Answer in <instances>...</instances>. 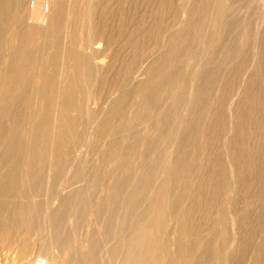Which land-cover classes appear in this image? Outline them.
Here are the masks:
<instances>
[{"label":"rangeland","instance_id":"374dc122","mask_svg":"<svg viewBox=\"0 0 264 264\" xmlns=\"http://www.w3.org/2000/svg\"><path fill=\"white\" fill-rule=\"evenodd\" d=\"M32 1L0 0V264H264V0Z\"/></svg>","mask_w":264,"mask_h":264},{"label":"bare ground","instance_id":"6f19581e","mask_svg":"<svg viewBox=\"0 0 264 264\" xmlns=\"http://www.w3.org/2000/svg\"><path fill=\"white\" fill-rule=\"evenodd\" d=\"M23 1V0H22ZM42 1H44V0H33L32 1V3H30V4H28V3H26V4H28V6H26V13H25V21H26V23L29 25V26H31V27H33V28H39V31H40V27L42 26V24H43V21L45 20V22H46V25L48 24V21L50 20V18H51V15H52V10L54 9V6H53V8L51 9V6H52V3H53V0H52V3H44V2H42ZM48 2V1H47ZM66 2H67V0H66ZM71 2H73V1H71ZM87 2V1H86ZM17 3V2H16ZM60 3H61V1H60ZM62 3H64L63 1H62ZM65 4V3H64ZM68 4H69V2H68ZM82 4V3H81ZM1 5V4H0ZM47 5V9H46V6ZM60 5V4H59ZM70 5V4H69ZM88 5H89V3H88ZM21 6H23V5H21ZM66 6V5H65ZM5 7V6H4ZM17 7V6H16ZM25 7V6H24ZM89 7V6H88ZM3 8V7H2ZM1 8V9H2ZM5 8H7V7H5ZM75 8V7H74ZM9 9H11V7H9ZM20 9V8H19ZM18 9V10H19ZM62 9V8H61ZM79 9H80V7H79ZM17 10V9H16ZM24 10V9H23ZM70 10V9H69ZM74 10V9H73ZM2 11V10H1ZM3 11H4V9H3ZM68 12V11H67ZM66 13V12H65ZM72 14L74 13L73 11L71 12ZM69 14V13H68ZM241 14V13H240ZM19 15V14H18ZM70 15V14H69ZM77 15V14H76ZM66 16H67V14H66ZM86 16V15H85ZM68 18H69V16H67ZM63 18V17H62ZM65 18V17H64ZM68 18H66V19H68ZM8 19V18H7ZM19 19V18H18ZM90 19V18H89ZM1 20V19H0ZM17 20V19H16ZM57 20H58V18H57ZM60 20V19H59ZM16 22V21H15ZM90 22V21H89ZM18 22H16V25L18 26V24H20V20H19V23L17 24ZM61 23V22H60ZM263 23V22H262ZM5 25V24H4ZM56 25V28H57V24H55ZM263 25V24H262ZM15 26V25H14ZM60 26V25H59ZM31 27H30V29H31ZM49 27V26H48ZM53 27H55V26H53ZM23 28V27H22ZM65 28H68V27H65ZM73 28V27H72ZM55 29V28H54ZM59 29V28H58ZM57 29V30H58ZM25 30V29H24ZM29 30V29H28ZM36 30V29H35ZM48 30V29H47ZM52 31V30H51ZM59 31H65V29L63 30V28H62V30H61V28H60V30ZM67 31V30H66ZM14 32H15V30H14ZM13 32V33H14ZM17 32V31H16ZM15 32V33H16ZM45 32V31H44ZM70 32V31H69ZM14 33V34H15ZM39 33V32H38ZM58 33V32H57ZM60 33V32H59ZM58 33V34H59ZM67 33V32H66ZM31 34V33H30ZM76 34V33H75ZM2 35V34H1ZM5 35V34H4ZM3 35V36H4ZM11 35H13V34H11ZM20 35V34H19ZM33 35V34H32ZM47 35V34H46ZM59 35H61V33L59 34ZM68 35H69V33H68ZM89 35H90V33H89ZM15 36V35H14ZM65 36V35H64ZM5 37V36H4ZM16 37H17V35H16ZM24 37V36H23ZM68 37V36H67ZM22 38V37H21ZM29 38H30V36H29ZM58 38V37H57ZM6 39V38H5ZM34 38H32L31 40H33ZM36 39V38H35ZM35 39H34V41H35ZM39 39H40V37H39ZM43 39V38H42ZM75 39H77V38H75ZM15 40H16V38H15ZM28 40V39H27ZM26 40V41H27ZM208 40V39H207ZM7 41H9V40H7ZM11 41V40H10ZM54 41H55V39H54ZM78 41H80L81 42V39L80 40H78ZM15 42V41H14ZM28 42V41H27ZM36 42H37V40H36ZM80 42H78V44L80 43ZM2 43H8V42H2ZM45 43V42H44ZM52 43V42H51ZM56 43V42H55ZM59 43V42H58ZM91 43H93V42H91ZM14 44V43H13ZM26 44V43H25ZM28 44H29V42H28ZM28 44L26 45V46H28ZM32 44V43H31ZM33 44H34V42H33ZM38 44H40V42L38 43ZM101 44V43H100ZM3 45V44H2ZM35 45V44H34ZM52 45H53V43H52ZM14 47L16 46V44L15 45H13ZM37 46V45H36ZM55 46V45H54ZM93 46V45H92ZM40 47H41V45H40ZM76 47H78V45H76ZM26 48V47H25ZM24 48V49H25ZM36 48V47H35ZM64 48H65V46H64ZM67 48V47H66ZM93 48H94V46H93ZM39 49H41V48H39ZM75 49H77V48H75ZM87 49H88V47H87ZM97 49V48H96ZM8 50V49H7ZM16 50V49H15ZM98 50V49H97ZM14 50H13V47H12V52H13ZM32 51V50H31ZM52 51H53V49H52ZM63 51H65V50H63ZM62 51V52H63ZM10 52V51H9ZM25 52V51H24ZM28 52V51H27ZM50 52V51H49ZM7 53V52H6ZM20 54H22L21 52H19ZM17 54V55H20V54ZM34 53V52H33ZM36 53H37V51H36ZM38 53H39V51H38ZM44 53V52H43ZM103 53H105V52H103ZM12 54V53H11ZM25 54V53H24ZM31 54H32V52H31ZM48 54V53H47ZM91 54V53H90ZM8 55V57H9V54H7ZM76 55V54H75ZM92 55L93 54H91V56L90 57H92ZM21 56H23L24 57V55H21ZM29 56V55H28ZM34 56V55H33ZM37 56H38V54H37ZM94 56V55H93ZM14 57V56H13ZM19 57V56H18ZM17 57V58H18ZM20 59H21V57H19ZM33 58H36V57H33ZM55 58V57H54ZM20 59H18V60H20ZM25 59V58H24ZM28 59V58H27ZM42 59V58H41ZM5 60V59H4ZM4 60H3V62H4ZM8 60L9 59H7V62H8ZM17 60V59H16ZM33 60H35V59H33ZM62 60H63V56H62ZM61 60V61H62ZM26 61V60H25ZM25 61H23L22 63H24ZM104 61V60H103ZM35 62V61H34ZM38 62H40V61H38ZM37 62V63H38ZM60 63V62H59ZM72 63H75V62H72ZM96 63V62H95ZM9 64V63H8ZM17 64H18V61H17ZM88 64V63H87ZM7 65V64H6ZM20 65V64H19ZM18 65V66H19ZM26 65V64H25ZM37 65V64H36ZM70 65V64H69ZM40 66V65H39ZM61 66H63L62 65V62H61ZM88 66H89V64H88ZM38 67V66H37ZM144 67V66H143ZM14 68V67H13ZM24 68V67H23ZM76 68V67H75ZM32 69H33V67H32ZM32 69H31V71H32ZM85 69V68H84ZM89 69H90V66H89ZM100 69V68H99ZM24 70V69H23ZM29 70V69H28ZM36 70V69H35ZM47 70H48V68H47ZM62 70V69H61ZM96 70V69H95ZM98 70V69H97ZM6 71H8V70H6ZM78 71V70H77ZM89 71H91V70H89ZM25 72V71H24ZM30 72V71H29ZM43 72V71H42ZM23 73V72H22ZM76 73V72H75ZM88 74L90 75V73L88 72ZM92 74V73H91ZM16 75V74H15ZM25 75V74H24ZM85 75V74H84ZM18 76V75H17ZM28 76H29V74H28ZM33 76V75H32ZM37 76V75H36ZM62 76V75H61ZM86 76V75H85ZM94 76V75H93ZM99 76V75H98ZM6 77H7V75H6ZM9 77H11V76H9ZM24 77V76H23ZM23 77H22V79H23ZM26 77V76H25ZM64 77V76H63ZM101 77V76H100ZM34 78V77H33ZM58 78V77H57ZM60 78V77H59ZM74 78H76V77H74ZM97 78V77H96ZM13 79V78H12ZM102 79V78H101ZM9 80V79H8ZM16 80V79H15ZM99 80V79H98ZM196 80V79H195ZM24 81V80H23ZM8 82H10V81H8ZM13 82V81H12ZM29 82H31V81H29ZM86 82V81H85ZM11 83V82H10ZM21 83H23V82H21ZM24 83H26V82H24ZM86 83H88V82H86ZM85 83V84H86ZM17 84H18V82H17ZM17 84H16V86H17ZM30 84V83H29ZM4 85H5V83H4ZM22 85V84H21ZM20 85V86H21ZM8 86V85H7ZM11 86V85H10ZM19 86V85H18ZM88 86V85H87ZM14 86H12V88H13ZM22 87V86H21ZM21 87H19V88H21ZM90 87V86H89ZM17 88V87H16ZM19 88H17L18 89V91L17 92H19L20 90H19ZM23 88H24V86H23ZM8 89V88H7ZM30 89H31V87H30ZM55 89V88H54ZM4 90V89H3ZM12 90V89H11ZM23 90V89H22ZM60 90V89H59ZM13 91V90H12ZM41 91V90H40ZM39 91V92H40ZM57 92H61V91H58L57 90ZM71 92V91H70ZM86 92V91H85ZM90 92H91V90H90ZM10 93V92H9ZM53 93V92H52ZM92 93V92H91ZM32 94V93H31ZM55 94H57V93H55ZM81 94V93H80ZM90 94V93H89ZM5 95V94H4ZM26 96V95H25ZM36 96V95H35ZM81 96V95H80ZM15 97V96H14ZM89 98V97H88ZM65 100V99H64ZM105 107V106H104ZM27 111V110H26ZM90 136V135H89ZM89 142V141H88ZM86 145V144H85ZM88 145V144H87ZM261 155V154H260ZM239 163V162H238ZM83 181V180H82ZM157 185V184H156ZM88 190V189H87ZM57 199V198H56ZM23 206L21 205V208H22ZM20 208V209H21ZM20 213V212H19ZM263 214V213H262ZM23 215V214H22ZM18 217H21V216H19L18 215ZM23 217V216H22ZM21 217V218H22ZM23 220V219H22ZM8 221V220H7ZM151 222V221H150ZM22 224H23V221H22ZM50 224H52V223H50ZM153 224V223H152ZM24 225V224H23ZM13 226V225H12ZM147 226V225H146ZM153 226H155V225H153ZM152 226V227H153ZM157 226V225H156ZM156 226L155 227H153V228H155V230H156ZM171 226V225H170ZM24 227V226H23ZM145 227V226H144ZM148 227V226H147ZM149 227H151V226H149ZM25 228H26V225H25ZM50 228H52L51 227V225H50V227H49V229ZM19 229V228H18ZM48 229V230H49ZM53 229H55V228H53ZM139 229H140V227H139ZM148 229V228H147ZM147 229H145V230H147ZM145 230H140L139 231V234H138V242L141 244V247L142 246H144V245H142V242L141 241H143V238H144V236H145V234H147L146 232H145ZM154 230V229H153ZM155 230H154V232H155ZM14 231V230H13ZM23 231V230H22ZM22 231H20V232H22ZM51 231V230H50ZM151 231V230H150ZM38 232V231H37ZM17 233H19V232H17ZM41 233H43V232H41ZM50 233H52V232H50ZM153 233V232H152ZM152 233H150V234H152ZM10 234V233H9ZM8 234V235H9ZM19 234H21V233H19ZM35 234H37V233H35ZM39 234V233H38ZM38 234H37V237H38ZM149 234V235H150ZM26 235V237H27V234H25ZM44 235V234H43ZM55 235V234H54ZM21 236H24V234L22 235L21 234ZM46 236V235H45ZM51 236H52V234H51ZM147 236V235H146ZM43 237V236H42ZM132 237V236H131ZM16 238H20V237H16ZM16 238H15V241H16ZM45 238V237H44ZM46 238H47V236H46ZM135 238V237H134ZM147 238H148V236H147ZM150 238V237H149ZM21 239H22V237H21ZM36 239V238H35ZM41 239V238H40ZM53 239H54V237H53ZM7 240H10V239H8L7 238ZM39 240V238L38 239H36V241L37 242H39V243H36L35 245H32V246H34L33 248L32 247H29V248H31L32 250L30 251V252H28L27 254H23V255H20V258H19V262H18V264H34L35 263V261L37 260V259H39V257H33V255H35L36 253H38V255H41V256H43L44 258H45V261L46 262H50V260H51V258H53V257H51V252H49V248L48 247H46L42 242H40V241H38ZM43 240V239H42ZM41 240V241H42ZM46 240V239H45ZM135 240V239H134ZM148 240V239H147ZM147 240H145V241H147ZM5 241H6V239H5ZM11 242H13L12 240H10ZM18 241V240H17ZM26 241V240H25ZM78 241V240H77ZM127 241V240H126ZM144 241V242H145ZM9 242V241H8ZM22 242H23V240H22ZM22 242H20V243H22ZM54 242V241H53ZM73 242V241H72ZM79 242V241H78ZM122 242H124V241H122ZM157 242V241H156ZM14 243V242H13ZM16 243H18V242H16ZM26 244H29V243H27V241L25 242ZM34 243V242H33ZM32 243V244H33ZM47 243V242H46ZM138 243V244H139ZM78 244V243H77ZM122 244V243H121ZM130 244V243H129ZM14 245V244H13ZM52 245H53V243H52ZM81 245V244H80ZM126 245H127V243H126ZM6 246H8V245H6ZM19 246V245H18ZM21 246V245H20ZM19 246V247H20ZM23 246H24V242H23ZM28 246V245H27ZM71 246V245H70ZM74 246V245H73ZM92 246V245H91ZM122 246V245H121ZM115 247V246H114ZM125 247V246H124ZM3 248V247H2ZM4 248H6V247H4ZM9 248V247H8ZM18 248V247H17ZM26 248V247H25ZM117 249H118V247H116ZM129 248H131V247H129ZM134 248V247H133ZM9 249H11V248H9ZM53 249V248H52ZM75 249V248H74ZM113 249V248H112ZM125 249V248H124ZM20 250H21V248H20ZM28 250V249H27ZM76 250V249H75ZM80 250V249H79ZM130 250V249H129ZM136 250H138V249H136ZM145 250V249H144ZM143 250V251H144ZM151 250V249H150ZM263 250H264V248H263ZM23 251V250H22ZM69 251V250H68ZM104 251V250H103ZM132 250H130V252H131ZM25 252V251H24ZM90 251H88V253H89ZM115 252H117V251H115ZM118 252H120V251H118ZM126 252V251H125ZM130 252H128V253H130ZM140 252V251H139ZM67 253V252H66ZM132 253H134V254H136V252L134 251V252H132ZM131 253V254H132ZM154 253V252H153ZM65 254V253H64ZM68 254V253H67ZM66 254V255H67ZM71 254V253H70ZM69 254V255H70ZM74 254V253H73ZM94 254V253H93ZM121 254V253H120ZM144 254H147V253H144ZM144 254H142L143 256L142 257H144ZM150 254V253H149ZM88 255V254H87ZM96 255V254H95ZM122 255V254H121ZM120 255V256H121ZM130 255V254H129ZM19 256V255H18ZM17 256V257H18ZM92 256V255H91ZM124 256V255H123ZM150 256V255H149ZM33 257V258H32ZM65 257V256H64ZM70 257V256H69ZM71 257H73V256H71ZM70 257V258H71ZM75 257V256H74ZM73 257V258H74ZM96 257V256H95ZM80 258H81V256H80ZM101 258V257H100ZM132 258V257H131ZM137 258V257H136ZM144 258H146V257H144ZM58 259V258H57ZM91 259V258H90ZM112 259V258H111ZM123 259V258H122ZM141 259V261H144V260H142V258H140ZM139 259V260H140ZM77 260H78V263H79V259L77 258ZM96 260H99V259H96ZM113 260V259H112ZM111 260V262H113ZM121 260V259H120ZM124 260V259H123ZM126 260H127V258H126ZM137 260V259H136ZM93 261H95V260H93ZM119 261V260H118ZM147 261H148V259H147ZM96 262V261H95ZM94 262V263H95ZM98 262H101L100 260L98 261ZM109 262V261H108ZM117 262V261H116ZM106 263V262H105ZM114 263V262H113ZM113 263H111V264H113ZM135 263V262H134ZM139 263L140 264H143V263H141L140 261H139ZM148 263V262H147ZM146 263V264H147ZM81 264V263H80ZM91 264H93V262L91 263ZM97 264H99V263H97ZM115 264V263H114ZM149 264V263H148Z\"/></svg>","mask_w":264,"mask_h":264},{"label":"built area","instance_id":"2783aa9c","mask_svg":"<svg viewBox=\"0 0 264 264\" xmlns=\"http://www.w3.org/2000/svg\"><path fill=\"white\" fill-rule=\"evenodd\" d=\"M34 264H46V261L43 259H37Z\"/></svg>","mask_w":264,"mask_h":264}]
</instances>
